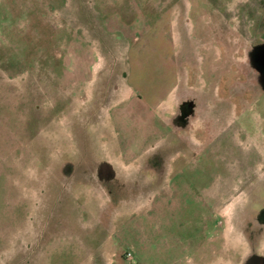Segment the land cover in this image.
I'll return each instance as SVG.
<instances>
[{"label": "rangeland", "instance_id": "obj_1", "mask_svg": "<svg viewBox=\"0 0 264 264\" xmlns=\"http://www.w3.org/2000/svg\"><path fill=\"white\" fill-rule=\"evenodd\" d=\"M260 1L0 0V264L264 258Z\"/></svg>", "mask_w": 264, "mask_h": 264}, {"label": "crops", "instance_id": "obj_2", "mask_svg": "<svg viewBox=\"0 0 264 264\" xmlns=\"http://www.w3.org/2000/svg\"><path fill=\"white\" fill-rule=\"evenodd\" d=\"M263 3L264 6V0L260 1ZM260 20L257 21V25L254 24V29L249 33V37L252 39V51H256L257 49H264V10H262V14L259 17ZM263 20V22H261ZM262 23V25H260ZM246 38H248V34H246ZM221 43L216 45V51L217 54H220L221 51ZM252 52V53H253ZM219 56V55H218ZM264 90V89H263ZM255 109L253 112V117L256 119V122L260 124V131L262 132V136L260 137L262 142L264 143V91H262L261 94L258 95L256 100L253 103Z\"/></svg>", "mask_w": 264, "mask_h": 264}, {"label": "flooded vegetation", "instance_id": "obj_3", "mask_svg": "<svg viewBox=\"0 0 264 264\" xmlns=\"http://www.w3.org/2000/svg\"><path fill=\"white\" fill-rule=\"evenodd\" d=\"M251 58L255 66L261 71L264 79V49L261 48L254 51ZM256 264H264V258L257 259Z\"/></svg>", "mask_w": 264, "mask_h": 264}, {"label": "built area", "instance_id": "obj_4", "mask_svg": "<svg viewBox=\"0 0 264 264\" xmlns=\"http://www.w3.org/2000/svg\"><path fill=\"white\" fill-rule=\"evenodd\" d=\"M127 256L130 257L131 256L130 253H128Z\"/></svg>", "mask_w": 264, "mask_h": 264}]
</instances>
